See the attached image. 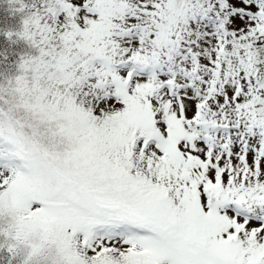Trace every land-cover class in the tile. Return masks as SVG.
Returning a JSON list of instances; mask_svg holds the SVG:
<instances>
[{"label": "snow or ice", "instance_id": "obj_1", "mask_svg": "<svg viewBox=\"0 0 264 264\" xmlns=\"http://www.w3.org/2000/svg\"><path fill=\"white\" fill-rule=\"evenodd\" d=\"M0 264H264V0H0Z\"/></svg>", "mask_w": 264, "mask_h": 264}]
</instances>
